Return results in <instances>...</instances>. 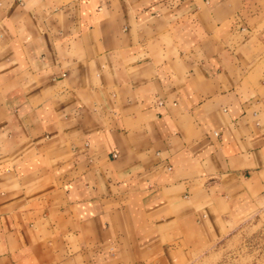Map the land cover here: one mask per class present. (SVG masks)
I'll return each mask as SVG.
<instances>
[{
	"label": "crops",
	"instance_id": "0c3cea01",
	"mask_svg": "<svg viewBox=\"0 0 264 264\" xmlns=\"http://www.w3.org/2000/svg\"><path fill=\"white\" fill-rule=\"evenodd\" d=\"M263 202L264 0H0V264H194Z\"/></svg>",
	"mask_w": 264,
	"mask_h": 264
},
{
	"label": "rangeland",
	"instance_id": "374dc122",
	"mask_svg": "<svg viewBox=\"0 0 264 264\" xmlns=\"http://www.w3.org/2000/svg\"><path fill=\"white\" fill-rule=\"evenodd\" d=\"M264 263V202L254 214L238 222L224 240L208 247L194 264Z\"/></svg>",
	"mask_w": 264,
	"mask_h": 264
}]
</instances>
